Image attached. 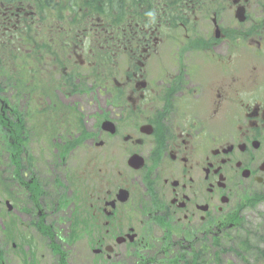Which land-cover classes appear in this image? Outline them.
Wrapping results in <instances>:
<instances>
[{"label":"flooded vegetation","instance_id":"1","mask_svg":"<svg viewBox=\"0 0 264 264\" xmlns=\"http://www.w3.org/2000/svg\"><path fill=\"white\" fill-rule=\"evenodd\" d=\"M169 1L175 11L151 23L123 24L116 13L112 26L96 17L73 30L68 21L45 23L29 7L0 15L2 33L16 32L10 39L32 24V43L19 46L31 62L34 107L13 105L18 93L0 86L11 176L20 188L49 192L30 200L28 190L29 225L49 229L58 245L70 241L72 215L84 210L96 228L98 264L113 262L120 247L149 261L158 250L166 256L197 243H248L251 234L236 235L248 229V208L264 201V0ZM35 113L45 116L42 124ZM29 115L34 136L45 134L55 150L43 158L51 193L30 170ZM72 161L80 170L78 208ZM7 168L4 200L14 206ZM58 175L69 181L62 185ZM5 211L9 217L15 208ZM54 215L66 218V239L56 236ZM150 226L162 229L159 237L142 234Z\"/></svg>","mask_w":264,"mask_h":264},{"label":"rangeland","instance_id":"2","mask_svg":"<svg viewBox=\"0 0 264 264\" xmlns=\"http://www.w3.org/2000/svg\"><path fill=\"white\" fill-rule=\"evenodd\" d=\"M51 18V17H50ZM50 19L46 20L45 23H48ZM27 74V72H25ZM25 77V76H23ZM3 81V78L0 77V82ZM6 81V78H5ZM17 85V84H16ZM18 86L10 85L7 86V92L10 94L15 93V89H17ZM23 93L25 91L22 89H19V96L16 94L13 98H10L13 102V105L19 104V106L25 107V97H23ZM23 104V105H21ZM32 107H34V103H32ZM32 117L27 119L25 121L26 130L30 137L29 143L27 144V148L29 150V154L33 156L34 164L33 167H30V170H32L33 173L41 174V177L46 182H51L52 179L48 177V175L45 174V168L49 172L50 165L48 162L44 161L43 158L45 155H47L49 152L54 153L55 150L52 148H48L45 146V139L47 138L45 134L40 135L39 137L34 136L33 134V128H28L30 124L32 123L31 120ZM35 123L39 125L42 124L45 121V116H43L41 113H35L34 117ZM32 125V124H31ZM1 142V138H0ZM79 155V153H78ZM7 164V158L5 156V153L2 151V146L0 143V173H2V180L6 177V170L5 166ZM25 166V165H24ZM70 166L72 167L73 174L71 176L72 180V202L75 203V207L78 208L80 202H81V191L79 189H76L74 187V184H79L78 176L80 175L79 170V163H74L73 161L70 163ZM49 168V169H48ZM8 169V168H7ZM52 171L55 170L52 168ZM1 175V174H0ZM62 175H58V179H60L61 184L65 185L64 183H67V180L61 177ZM8 177H10V174L8 173ZM25 176V178H27ZM10 185L9 192H7V196H11L14 204H15V211L11 213V216L7 217L5 214V204L4 199H6L5 190L3 188V185L1 186V180H0V254L2 255L1 259L6 264H25L24 258L31 257L32 260L29 264H56V259L52 255L50 248L47 245V240H45L41 234L31 227L29 225V219L27 217V213L24 209H26V202L24 199V196L22 195L23 192L20 191V187L17 185L16 181H8ZM2 190H4L2 192ZM258 190V189H257ZM259 190H263L262 188H259ZM9 193H13L14 195H10ZM10 200V199H9ZM84 203H87L86 196L83 197ZM24 207V208H23ZM84 209L85 206H83ZM16 210H22V215L18 216L16 213ZM78 209L74 210L77 211ZM80 211V210H79ZM83 212H79V215L76 217H73L72 215V223H71V231L74 232V230L77 229V233L74 234L72 237V241L68 242L64 240L63 242V250L67 253V261L68 264H98V258L94 253L93 249L98 246L97 242L94 241V237H96V228L94 226H91L92 222L88 218V215L86 216ZM247 213L250 214L249 221H248V228L251 233L250 237V251L249 253L244 254L242 258L246 259V261H240L238 258L234 257L231 254H226L224 251L219 252L220 250L218 247H216L214 244H212L210 247H208V251L210 252V258H208V261H206L207 264H215L216 263H227V264H264L263 260L258 259V256H252L251 254L255 253L254 248H256L257 245H262V241L259 239V236L264 234V201H256L252 207L248 208ZM68 214V213H67ZM66 214V215H67ZM50 215V214H49ZM19 218L20 222H23V226L21 225L20 235H17L15 233L16 227L14 225L12 226V233L9 235L10 238L6 242L5 234L2 232L3 227L5 228V223H7V218L13 219L15 221V217ZM58 216L54 215L51 217L52 221L57 223V237L60 240H63L65 238V231L67 228V222L66 218L61 216V218H57ZM57 218V220H56ZM48 221V220H47ZM16 222V221H15ZM137 220L134 219L133 224L136 223ZM48 223H50L48 221ZM136 226L140 228V224L136 223ZM142 234L145 232L155 235L157 237L160 236V233L162 232V229L159 230L157 228L146 227L141 228ZM66 239V238H65ZM71 239V238H70ZM28 242L30 245H28ZM11 243H17L18 249L16 251H12L11 249ZM200 243L195 244L191 249L188 250V253L186 256H190L192 253V250H196L197 248H200ZM121 250H119L120 254L118 257L113 259V262H109L107 264H169L171 258H174V255H178V251H181V253L184 250H174L171 254H167L164 256L161 254V251H157L155 254L150 256V260L148 261L145 259L144 261H140L139 257L140 255L129 254L128 251L124 252L122 251V247H120ZM190 252V254H189ZM150 255V254H149ZM249 255L251 257H249ZM130 256H134L135 258L130 259ZM258 259V261H256Z\"/></svg>","mask_w":264,"mask_h":264},{"label":"trees","instance_id":"3","mask_svg":"<svg viewBox=\"0 0 264 264\" xmlns=\"http://www.w3.org/2000/svg\"><path fill=\"white\" fill-rule=\"evenodd\" d=\"M174 6H176V4L169 0L163 2L159 0H0V15L3 8L11 7L13 10H19L23 7H29L31 11L43 14L41 17L44 21L48 19L53 21H68L70 23L68 27L73 30L79 28L81 23L85 20L96 17L101 18L105 23L112 26L116 13H118L119 20L123 24L126 23L128 19L134 22L151 23L161 16L164 11H175ZM149 13L152 15H149ZM2 32V27L0 25V77L3 78V81L0 82V86L3 84L6 86H18L17 89L14 90L18 93L17 96L20 95L19 89L23 88L25 93H23L22 96L25 97V107H31L32 99L30 98V93L32 92V76L28 73L25 74V72H27L25 68H28L31 62L28 58L22 56V48L19 45L20 43H32V24H27L25 27L21 25L20 31L17 32V35L13 36V39L9 38V34L16 33L14 30L5 34ZM22 38H24V41ZM16 106H19V104H16ZM28 117L33 116L29 115ZM28 128H34V123L32 125L30 124ZM20 131L21 129L17 127L16 132L19 133ZM0 138L3 139L1 133ZM16 149L19 152L21 151V147H17ZM28 190L30 193V200L33 199L32 195L37 197L38 195L49 194L48 189H46V191L42 188L38 189L35 185L29 186ZM28 190H26L27 194ZM38 229L42 237L47 240V244L50 245V249L56 258V264H61V261L64 260L65 253L59 246L52 243L54 240V233L49 229ZM75 233H77V229L72 232V237ZM245 234H247L246 236L250 235L249 229H247L246 232L238 231L236 236ZM261 241L262 246L257 245L256 248H254L255 253L251 255L258 256V259L264 261V234L261 237ZM213 244L218 247L220 250L219 252L224 251L226 254H231L240 261H246L242 256L250 251L249 242H216ZM200 245H202L200 248L192 250L190 256H186L188 253V249L186 248L182 253L178 251V255L175 254L174 258H171L172 260H170L169 264H207L206 261L210 258V252L206 251H208L207 248L212 244L200 243ZM249 257L251 256L249 255ZM258 259H256V261H258ZM31 260V257L24 258L25 264H29ZM215 264L223 263H216L215 260Z\"/></svg>","mask_w":264,"mask_h":264},{"label":"water","instance_id":"4","mask_svg":"<svg viewBox=\"0 0 264 264\" xmlns=\"http://www.w3.org/2000/svg\"><path fill=\"white\" fill-rule=\"evenodd\" d=\"M120 193H121V198H122V200H124V198H125V197H124V193H125V192L121 191ZM7 203H8V202H7ZM9 208H11V207L9 206ZM134 236H135L134 234L130 235L131 239H132ZM120 240H121V239H120ZM120 240L118 239L117 242H120Z\"/></svg>","mask_w":264,"mask_h":264},{"label":"clouds","instance_id":"5","mask_svg":"<svg viewBox=\"0 0 264 264\" xmlns=\"http://www.w3.org/2000/svg\"><path fill=\"white\" fill-rule=\"evenodd\" d=\"M149 15H152L151 13H149Z\"/></svg>","mask_w":264,"mask_h":264}]
</instances>
